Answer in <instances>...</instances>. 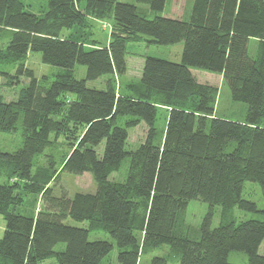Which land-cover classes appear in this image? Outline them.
Wrapping results in <instances>:
<instances>
[{"label": "trees", "instance_id": "trees-1", "mask_svg": "<svg viewBox=\"0 0 264 264\" xmlns=\"http://www.w3.org/2000/svg\"><path fill=\"white\" fill-rule=\"evenodd\" d=\"M135 1L155 12L166 2ZM26 7L24 0H0V32L10 34L4 62L15 69L0 68V80L26 79L15 99L0 95V131L19 129L22 136L18 149L0 150V264H41L52 257L57 264H114L107 259L114 244L115 264H138L140 254L162 245L178 264H236L228 262L230 251L245 253V264H264V219L236 223L225 215L234 206L257 211L241 195L246 181L259 186L264 201V0H191L186 18H148L120 0H47L38 13ZM103 19L112 21L105 44L93 40L87 48L62 34ZM142 38L155 45L181 42L180 61L146 55L135 81L122 87L110 77L104 89L86 85L125 74L126 42ZM250 38L258 41L255 57L247 52ZM29 52L61 69L37 77L24 64ZM75 65L86 68L84 78L74 76ZM191 68L221 75L231 99L246 104L244 118L217 116V88L198 82ZM159 110L166 112L162 132ZM140 123L144 138L129 150V129ZM52 136L67 139L69 150L59 169L51 159L45 172H34V157ZM124 158L125 177L110 180ZM60 171L90 173L94 191L54 194L49 183ZM27 194L41 196L32 214L18 210ZM191 200L207 204L195 238L184 223ZM215 206L224 217L211 227ZM91 231L105 232L114 243L89 240ZM59 243L62 250L55 249ZM149 264H167V258L154 255Z\"/></svg>", "mask_w": 264, "mask_h": 264}, {"label": "rangeland", "instance_id": "rangeland-1", "mask_svg": "<svg viewBox=\"0 0 264 264\" xmlns=\"http://www.w3.org/2000/svg\"><path fill=\"white\" fill-rule=\"evenodd\" d=\"M123 2L134 3L148 18H152L156 14L167 15V16H188L191 0H166L164 9L161 12H155L151 10L148 5L137 3L135 0H120ZM27 5L26 9L32 12H40L46 7L47 0H24ZM112 21L110 19L103 20H93L92 26L90 27H74L71 29L64 30L62 34L64 36L76 37L78 40L85 42L86 47H91L92 41L95 40L99 45L105 44L109 40V30ZM9 31L3 30L0 32V68L7 69L11 74L14 72V66L8 65L4 58V48L9 40ZM258 41L255 38H250L248 40L247 52L250 57H255L257 54ZM182 53V43L178 42L170 45H155L147 44L145 39L129 40L126 42V66L127 70L123 75H102L99 78L91 81H86V85L91 88L104 89L105 81L114 77L116 83L122 87L126 82L130 80H137L140 76V71L143 63V58L146 55L154 56L162 59H167L174 62H179ZM24 64L26 67L31 68L37 77L42 75H53L55 72L59 71L61 68L44 64L41 62L40 53L29 52L23 57ZM194 78L201 83H208L217 88V97L215 102V113L217 116L239 119L244 118L245 110L247 108L246 104L243 102L233 101L230 96L229 88L227 84L223 81L222 76L218 73L209 72L202 69L191 68L190 69ZM86 68L82 65H75L73 69V74L76 78L82 79L85 77ZM26 79L20 77L14 80L13 83L8 84L5 78L0 80V95L4 100L9 101L15 99L22 85H24ZM165 115L166 112L159 110L158 119L156 126L159 131L162 132L165 125ZM128 118L124 116L119 119V124H123V121ZM145 134V128L142 123L138 126L129 129V137L126 144L127 149H135L138 146V142L142 141ZM52 144L44 149V151L34 157L33 171L45 172V169L49 165V161L52 159L54 161V168H60V160L62 156L69 150L67 144L68 140L63 136H59L54 140L52 136ZM22 145V136L20 130L16 132L7 133L0 131V150L5 152H12ZM127 158L121 163L119 170L112 175H110V180H122L127 172ZM45 177V176H44ZM4 180V175L0 176V182ZM53 187L52 192L56 195L65 190L68 194H73L74 192H92L95 189V183L90 175V173L85 172L81 175H76L68 172L60 171L58 178L54 182L49 183ZM241 195L245 199L254 201L257 207L256 212L240 210L238 207L234 206L230 209L226 215V218L232 220L236 223L248 220V219H264V214L261 212L264 209V201L256 183L246 181L243 184ZM41 204V196L34 194H27L24 196V201L22 206L18 209L19 212H25L27 214H32L36 209L39 208ZM207 212V204L200 200H191L185 209L184 223L188 226L190 230V236L195 238L198 235V227L205 213ZM224 217L221 212L220 206H215L214 213L211 220V227H215L219 224L221 219ZM67 223L75 226H85L86 222L79 223L71 219L66 220ZM4 230V219L0 215V237ZM96 239H107L109 241L113 240L103 231H91L89 232V240ZM114 243V242H113ZM64 248L63 243L56 245V250H62ZM259 253L264 254V241L259 248ZM117 248L114 244L110 254L108 255V260L112 263H116ZM159 255L165 256L167 258V264H178V256L173 255L170 248L166 245H162L150 251L143 252L138 258V264H149L152 256ZM228 262L236 264H245L247 262V256L243 252L230 251L227 256ZM105 259L102 264H106ZM41 264H57L55 258H50Z\"/></svg>", "mask_w": 264, "mask_h": 264}]
</instances>
